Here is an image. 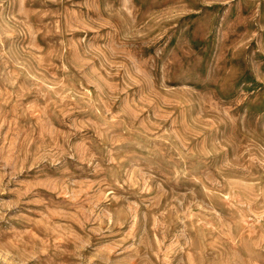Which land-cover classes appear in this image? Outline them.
<instances>
[{
  "label": "rangeland",
  "instance_id": "obj_1",
  "mask_svg": "<svg viewBox=\"0 0 264 264\" xmlns=\"http://www.w3.org/2000/svg\"><path fill=\"white\" fill-rule=\"evenodd\" d=\"M0 264H264V0H0Z\"/></svg>",
  "mask_w": 264,
  "mask_h": 264
}]
</instances>
